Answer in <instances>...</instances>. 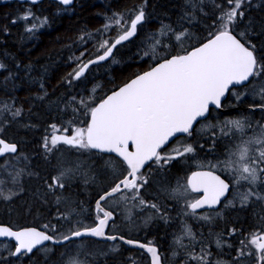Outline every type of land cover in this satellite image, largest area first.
Segmentation results:
<instances>
[{
    "label": "snow or ice",
    "instance_id": "obj_1",
    "mask_svg": "<svg viewBox=\"0 0 264 264\" xmlns=\"http://www.w3.org/2000/svg\"><path fill=\"white\" fill-rule=\"evenodd\" d=\"M23 2L0 13V264H264V0H105L55 85L25 51L54 19Z\"/></svg>",
    "mask_w": 264,
    "mask_h": 264
},
{
    "label": "trees",
    "instance_id": "obj_2",
    "mask_svg": "<svg viewBox=\"0 0 264 264\" xmlns=\"http://www.w3.org/2000/svg\"><path fill=\"white\" fill-rule=\"evenodd\" d=\"M96 1V2H95ZM78 0L77 8L68 13L61 14L59 16L52 17V14L56 11L57 5L52 2H44L39 7L33 8L38 14L48 15L54 19V23L51 27L42 29L34 40L28 41L25 46V51L31 49V60L35 61L37 66L51 65L49 75L51 77V83L55 85L61 76L70 68L67 67L65 58L69 55V49L66 45L71 43V40L75 38L78 30L85 24L89 29H94L102 25L103 17L96 16L95 13L102 10V6L105 0ZM82 2V3H81ZM123 2V0H121ZM84 7L81 8L80 5ZM14 4L0 5V13L12 12L17 10ZM23 31V25H18L13 28V32L19 36ZM72 35V36H71ZM16 37H13L15 39ZM19 46L13 44L12 50L16 51ZM134 47V46H130ZM79 53L77 52V55ZM129 54L128 49L122 50V55L126 58ZM104 69L99 70V74L102 76ZM113 75H120V66H113ZM21 100L26 96L24 91L18 93ZM24 135L25 133H21ZM38 136V133L36 134ZM29 139L32 138V134H28ZM31 150V146L29 147ZM0 210V219H4L3 211Z\"/></svg>",
    "mask_w": 264,
    "mask_h": 264
},
{
    "label": "flooded vegetation",
    "instance_id": "obj_3",
    "mask_svg": "<svg viewBox=\"0 0 264 264\" xmlns=\"http://www.w3.org/2000/svg\"><path fill=\"white\" fill-rule=\"evenodd\" d=\"M44 2H47V1H46V0H45V1H41V4H40L39 6H41L42 4H45ZM49 2H51V1H49ZM10 3L16 5V8H18V9H20V10H22L24 7L28 6L26 3H20V2H18V1H10ZM52 3H55V2H52ZM7 4H9V3H7ZM21 4H22V5H21ZM55 4H56V3H55ZM0 5H5L4 0H0ZM29 6H30V5H29ZM39 6H38V7H39Z\"/></svg>",
    "mask_w": 264,
    "mask_h": 264
},
{
    "label": "bare ground",
    "instance_id": "obj_4",
    "mask_svg": "<svg viewBox=\"0 0 264 264\" xmlns=\"http://www.w3.org/2000/svg\"><path fill=\"white\" fill-rule=\"evenodd\" d=\"M10 1H18V2H20V3H24V2H21V1H19V0H10ZM41 1H45V0H41ZM46 1H51V2H55V0H46ZM100 1V0H99ZM98 1V2H99ZM96 2V1H95ZM100 2H102V1H100ZM82 3V2H81ZM22 5V4H21ZM29 6V5H28ZM77 8V7H76ZM100 27V26H99ZM72 36V35H71ZM2 212V211H1Z\"/></svg>",
    "mask_w": 264,
    "mask_h": 264
},
{
    "label": "water",
    "instance_id": "obj_5",
    "mask_svg": "<svg viewBox=\"0 0 264 264\" xmlns=\"http://www.w3.org/2000/svg\"><path fill=\"white\" fill-rule=\"evenodd\" d=\"M19 1L23 2V0H19Z\"/></svg>",
    "mask_w": 264,
    "mask_h": 264
}]
</instances>
